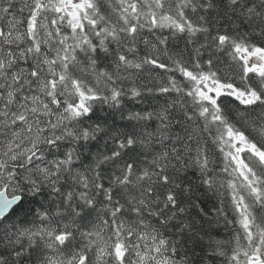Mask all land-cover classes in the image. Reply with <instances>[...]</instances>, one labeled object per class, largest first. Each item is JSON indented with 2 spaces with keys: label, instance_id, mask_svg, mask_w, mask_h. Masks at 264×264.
<instances>
[{
  "label": "snow or ice",
  "instance_id": "snow-or-ice-1",
  "mask_svg": "<svg viewBox=\"0 0 264 264\" xmlns=\"http://www.w3.org/2000/svg\"><path fill=\"white\" fill-rule=\"evenodd\" d=\"M0 264H264V0H0Z\"/></svg>",
  "mask_w": 264,
  "mask_h": 264
}]
</instances>
